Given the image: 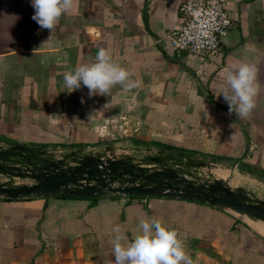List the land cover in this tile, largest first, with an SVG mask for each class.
I'll use <instances>...</instances> for the list:
<instances>
[{
	"label": "crops",
	"instance_id": "0c3cea01",
	"mask_svg": "<svg viewBox=\"0 0 264 264\" xmlns=\"http://www.w3.org/2000/svg\"><path fill=\"white\" fill-rule=\"evenodd\" d=\"M184 2L75 0L51 35L32 19L31 0H0V150H112L187 160L190 171L204 164L198 172L225 179L239 161L231 185L264 196V0H227L231 27L208 61L168 41ZM100 48L139 87L69 93L64 73L94 62ZM238 62L257 68L247 118L218 96L225 70ZM153 218L177 231L191 264H264L262 224L208 204L120 195L0 198V264H114L113 229L131 241L140 221Z\"/></svg>",
	"mask_w": 264,
	"mask_h": 264
},
{
	"label": "water",
	"instance_id": "95a60500",
	"mask_svg": "<svg viewBox=\"0 0 264 264\" xmlns=\"http://www.w3.org/2000/svg\"><path fill=\"white\" fill-rule=\"evenodd\" d=\"M175 162L153 157H117L112 150L68 156L13 144L0 150V198H176L208 204L264 225V196L231 185L239 161L227 179L198 172L204 164L195 165L196 169L190 171L187 160Z\"/></svg>",
	"mask_w": 264,
	"mask_h": 264
},
{
	"label": "clouds",
	"instance_id": "9594fccd",
	"mask_svg": "<svg viewBox=\"0 0 264 264\" xmlns=\"http://www.w3.org/2000/svg\"><path fill=\"white\" fill-rule=\"evenodd\" d=\"M74 3L75 0H31L32 19L52 35L60 18L73 9ZM130 77L128 70L113 62L109 50L100 48L94 62L77 65L65 72L63 79L69 93L86 87L91 97L109 96L117 85L124 91L139 87V82ZM258 90L256 66L238 62L225 70L218 96H223L230 114L247 118L256 107ZM139 229L131 241L120 235L119 227L113 229L117 233L112 241L114 264H191L176 230L155 218L141 220Z\"/></svg>",
	"mask_w": 264,
	"mask_h": 264
},
{
	"label": "built area",
	"instance_id": "2783aa9c",
	"mask_svg": "<svg viewBox=\"0 0 264 264\" xmlns=\"http://www.w3.org/2000/svg\"><path fill=\"white\" fill-rule=\"evenodd\" d=\"M180 13L182 21L169 32L168 41L177 52H188L200 61L211 60L231 27L227 0H185Z\"/></svg>",
	"mask_w": 264,
	"mask_h": 264
},
{
	"label": "rangeland",
	"instance_id": "374dc122",
	"mask_svg": "<svg viewBox=\"0 0 264 264\" xmlns=\"http://www.w3.org/2000/svg\"><path fill=\"white\" fill-rule=\"evenodd\" d=\"M205 175H206V176H209V173L207 172V173H205ZM209 177H210V176H209Z\"/></svg>",
	"mask_w": 264,
	"mask_h": 264
}]
</instances>
